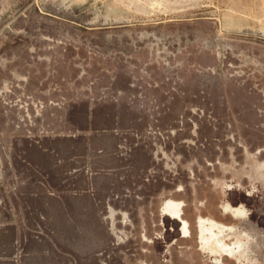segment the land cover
Returning <instances> with one entry per match:
<instances>
[{
  "label": "rangeland",
  "instance_id": "rangeland-1",
  "mask_svg": "<svg viewBox=\"0 0 264 264\" xmlns=\"http://www.w3.org/2000/svg\"><path fill=\"white\" fill-rule=\"evenodd\" d=\"M200 217L240 253L204 248ZM16 218L50 264H264V0H0Z\"/></svg>",
  "mask_w": 264,
  "mask_h": 264
},
{
  "label": "crops",
  "instance_id": "crops-1",
  "mask_svg": "<svg viewBox=\"0 0 264 264\" xmlns=\"http://www.w3.org/2000/svg\"><path fill=\"white\" fill-rule=\"evenodd\" d=\"M55 204L59 210V220L67 224V232H70L71 217L66 214V201L56 200ZM63 212V213H61ZM55 217H53L54 222ZM22 219H9L0 222V264H50V250L54 244L50 243L49 233L25 242L26 230ZM66 234V227L63 228ZM25 242V243H24Z\"/></svg>",
  "mask_w": 264,
  "mask_h": 264
},
{
  "label": "flooded vegetation",
  "instance_id": "flooded-vegetation-1",
  "mask_svg": "<svg viewBox=\"0 0 264 264\" xmlns=\"http://www.w3.org/2000/svg\"><path fill=\"white\" fill-rule=\"evenodd\" d=\"M167 201H171L174 204L175 207V213L171 214L167 211L164 210V206L166 204ZM165 201V203L163 204V211L174 217V216H178L180 214V205L181 203L179 201H172V200H167ZM237 213H243L244 211L242 209H237L235 210ZM175 218V217H174ZM207 222L210 224V226H207ZM199 223H200V236L203 240V247L204 248H209L210 252H219V254H224V255H235V254H239L242 248V240L239 239L238 242L233 243V245L228 244L225 242L224 237L222 236V234L224 233L225 229L228 228H232L233 226L231 225H226L224 223L218 222L214 219H206L203 217H200L199 219ZM214 228H217V230H214ZM182 231L184 233L187 232V227H186V223L184 222L183 225V229ZM218 231V232H217ZM234 232V230H233ZM236 233V232H234ZM210 234V236H206ZM240 233L236 234V237L238 238V235Z\"/></svg>",
  "mask_w": 264,
  "mask_h": 264
},
{
  "label": "bare ground",
  "instance_id": "bare-ground-1",
  "mask_svg": "<svg viewBox=\"0 0 264 264\" xmlns=\"http://www.w3.org/2000/svg\"><path fill=\"white\" fill-rule=\"evenodd\" d=\"M181 207V205H180ZM164 210L171 213V214H174L175 213V207H174V204L171 202V201H167L165 206H164ZM175 218L177 217H180V214L178 216H174ZM181 222H182V229H183V225H184V222L187 223L185 220L181 219ZM187 227V225H186Z\"/></svg>",
  "mask_w": 264,
  "mask_h": 264
}]
</instances>
